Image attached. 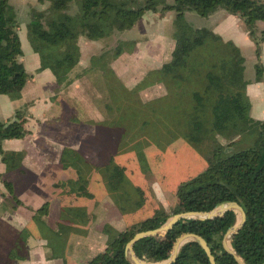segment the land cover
Instances as JSON below:
<instances>
[{"label": "rangeland", "instance_id": "1", "mask_svg": "<svg viewBox=\"0 0 264 264\" xmlns=\"http://www.w3.org/2000/svg\"><path fill=\"white\" fill-rule=\"evenodd\" d=\"M172 1L156 0L158 7ZM37 2L9 0L17 14L18 27L40 8ZM71 7L76 8L74 4ZM44 13L45 18L52 17L47 11ZM186 14L188 23L201 18L194 12ZM18 29L28 73L43 61L29 56L32 52L25 24ZM260 33L249 38L254 44L258 41L264 69V40L260 42ZM177 35L173 11L147 12L132 29L97 41L84 54L79 51V58L74 50L62 45L48 54V68L37 74L54 77L59 87H49L48 93L54 95L49 103L58 98L64 101V106H55L54 128L43 130L45 134L48 132L46 142L40 138L30 140L31 147L18 143V153H14L20 156L15 165L12 157L2 162L4 167L0 164V174L11 184L9 190L0 181V264H86L120 231L149 217L153 209L169 212L176 205L177 184L202 171L211 152L208 149L200 153L178 139L177 133L167 131L173 125L175 131L178 129L173 108L181 100L173 98L174 79L162 66L172 60L170 45H175ZM209 44L212 47L194 50L190 59L193 53L207 59L208 50L215 43ZM118 47L120 54L116 56ZM222 52H226L222 58L227 64L235 61L226 47ZM66 55L73 60L67 66L69 70L63 67ZM180 71L189 72L185 68ZM53 72L60 80L68 77L69 84H58ZM241 75L246 85L237 90L243 92L255 75L253 61L245 60ZM166 109L171 112L166 113ZM263 115L259 118L252 115L251 119L261 123ZM179 121L182 122L181 117ZM66 148L75 155L64 157L67 164L64 169L60 159ZM111 160L126 170L132 197L128 200L143 198V207L130 208L117 191L106 189L101 170ZM22 165L29 173L24 174ZM82 171L88 195L77 188V173ZM154 179L157 182L150 185ZM44 206L46 212L41 210ZM80 247L86 248L83 255Z\"/></svg>", "mask_w": 264, "mask_h": 264}, {"label": "trees", "instance_id": "2", "mask_svg": "<svg viewBox=\"0 0 264 264\" xmlns=\"http://www.w3.org/2000/svg\"><path fill=\"white\" fill-rule=\"evenodd\" d=\"M37 1L39 4H49L42 12L33 11L26 26L31 49L39 54L43 61L38 71L48 68L46 57L61 45L74 50L75 57L79 58L78 38L99 41L111 37L116 32L132 29L147 12L173 11L178 35L172 60L162 68L174 79L175 91L171 90L172 96L181 102L175 107L172 106L177 114L178 129L175 131L173 125L169 126L167 131L177 133L176 137H180L178 139L200 153L211 150L202 171L177 184V203L169 212L163 208L153 209L149 217L120 231L106 244L103 251L89 258L86 264H130L125 258L124 249L135 234L155 230L173 215L207 212L226 202H237L246 214L244 226L230 240L232 249L246 264L264 263V121L253 122L250 117L249 99L245 91L243 93L237 90L246 85L241 75L244 59L239 49L231 42H224L206 28H194L184 20L187 12H194L199 17L206 18L215 11L222 10L227 14L239 16L250 37H254L256 23H264V0H173L171 4H163L161 7H158L156 0H145L143 3H138V0ZM72 4L75 9H72ZM45 11L52 17L45 18ZM15 14L9 0H0V95H6L12 100L20 98L29 78L24 66L19 62L23 51ZM263 40L264 31H261L260 42ZM212 42L215 45L213 49L208 50L210 55L207 59L205 55L197 57L195 53L190 59L194 50L212 47L209 44ZM257 43L255 40V54L259 57ZM223 47L227 48L228 54L233 56L235 61L227 64L223 60L226 56V52H222ZM119 54L118 47L115 55ZM66 57L68 58L65 62L68 63L65 65L64 62L63 67H70L73 60L70 55ZM55 65H60V62H55ZM181 68L189 70L188 74L180 71ZM180 76L182 77L179 80ZM55 78L58 84H69L68 77L60 80L55 75ZM255 80H262L260 63L255 65ZM182 103L183 105H180ZM170 112L166 109V113ZM25 121V113L22 110L16 111L7 121H0L2 162L8 157L14 159L13 165L18 161L20 154L5 152L2 144L6 140L26 137L28 131L24 127ZM165 145H168L167 142ZM74 155L73 150L64 149L60 159L64 169L67 166L64 157L72 158ZM101 172L104 173L106 189L109 192L117 191L120 197L125 198L130 208H141L145 205L143 198L135 202L128 200L132 198L127 187L130 181L123 166L111 160L103 166ZM77 174L78 190L88 195L84 172ZM0 180L10 190V182L4 180L2 175ZM122 185L124 187L121 189ZM41 210L46 212L47 206ZM236 220L232 211L208 221L182 220L162 238L147 237L140 240L133 246V252L139 260L164 262L170 255L175 239L181 234L192 233L207 242L215 264H237L221 246L222 235L236 224ZM174 264L210 263L196 243H187L180 248Z\"/></svg>", "mask_w": 264, "mask_h": 264}, {"label": "crops", "instance_id": "3", "mask_svg": "<svg viewBox=\"0 0 264 264\" xmlns=\"http://www.w3.org/2000/svg\"><path fill=\"white\" fill-rule=\"evenodd\" d=\"M167 4H171V3H167ZM38 5H39L38 7L40 8L37 10V12H42L46 10L49 6L48 3H44V4L38 3ZM168 13H170V11H168ZM187 15L188 14L185 13L186 21L188 20ZM16 18H17V14H16ZM30 19H31V15L30 17H27L26 22H23L21 25H19V27H17V33L21 42V47H23L22 39L21 36L19 35L21 30H19L18 28H21V26L24 24L25 26H27ZM193 21L194 23H189L192 27L206 28L210 30L213 34L220 37L224 42L234 43L235 44L234 46H236L239 49L244 59V62L245 60L250 62L253 61V68L255 71V65L257 63H260V59L255 54V50H256L255 44L251 42L250 40L251 38H249L250 35L244 25L243 20L239 16L230 15L222 10H217L206 18H202V17L200 19L193 18ZM261 31H264V23L257 22L255 25L256 35H259ZM77 42L80 52L83 54L84 51L90 49V47L94 43L95 45L97 43V41H89L82 37L78 38ZM95 45L94 47H96ZM170 46H171L170 47L171 50L173 51L174 45H170ZM31 52L32 54L29 56H31L32 58L35 56L40 59V56L34 53L32 49ZM23 57L24 54H22V56L19 58V62L27 70ZM39 68H40V64L37 65L35 68H33L32 71L30 72L28 71L30 75L21 91V95L19 99L12 100L6 95H0V121L2 122L7 121L14 116L16 111L22 110L25 113V120H26L24 127L28 131V135H26V137H24L23 139H13V140L4 141L2 144L4 151L18 153V143H25L27 146L31 147L30 140L36 141V139L38 138L42 139L43 143L46 142L47 141L46 135L48 132L45 134L43 130L44 129L50 130L54 128V124L56 122L53 116L55 106L58 104L64 106V101L58 98H54L52 103H49V100L52 97H54L51 91L48 93L49 87L50 89H54L55 87H59V86L56 84L55 79L52 75L49 76V74H45V76H43L44 74H37ZM263 71L264 69L262 67V75H263ZM42 73H45V70H43ZM36 76L38 80L35 81ZM39 82L41 83V86ZM251 82L252 84L249 85L245 90L246 96L248 97L251 104L250 117L252 115H255L256 117L259 118V116L264 114V83H263L264 79L258 82L255 80V75H254V78ZM0 164L1 166H3L1 159H0ZM57 166L61 168L60 164H58ZM21 170L24 172V174L29 173L28 170L24 169L23 165L21 167ZM155 182L157 181H155L154 179L150 183V185H152ZM85 249L86 248L80 249L81 255L85 253Z\"/></svg>", "mask_w": 264, "mask_h": 264}, {"label": "water", "instance_id": "4", "mask_svg": "<svg viewBox=\"0 0 264 264\" xmlns=\"http://www.w3.org/2000/svg\"><path fill=\"white\" fill-rule=\"evenodd\" d=\"M234 212L237 211L240 214L239 220L235 225L230 227L224 235H222L221 246L225 253L231 255L237 264H246L244 260L240 258V256L236 253L234 249L229 250L228 244L230 240L238 233V231L244 226L246 222V214L243 208L237 202H226L222 203L216 208L207 211V212H185L173 215L170 217L164 224L158 227L155 230L140 232L134 235V237L126 244L124 253L125 258L130 264H174L177 259L179 250L182 246L187 243H196L206 254L209 263L215 264V259L211 253L210 248L207 245V242L199 235L192 233H185L178 236L172 244V249L170 255L167 260L160 263L150 262L148 260H138L134 256L133 246L139 242L140 240L147 237H159L162 238L167 232H169L178 222L182 220H198V221H208L219 218L222 214L224 215L226 212ZM264 264V263H262Z\"/></svg>", "mask_w": 264, "mask_h": 264}, {"label": "bare ground", "instance_id": "5", "mask_svg": "<svg viewBox=\"0 0 264 264\" xmlns=\"http://www.w3.org/2000/svg\"><path fill=\"white\" fill-rule=\"evenodd\" d=\"M234 214L236 215V218H237V221L239 220V218H240V214H239V212H237V211H234ZM222 215V214H221ZM228 249L229 250H232V247H231V245H230V242H229V244H228ZM132 256H134L136 259H138L137 257H136V255L134 254V252L132 253ZM241 258V257H240ZM242 259V258H241ZM139 260V259H138Z\"/></svg>", "mask_w": 264, "mask_h": 264}]
</instances>
